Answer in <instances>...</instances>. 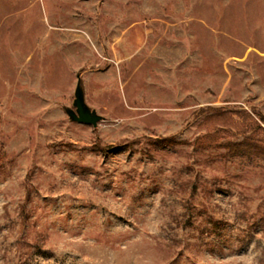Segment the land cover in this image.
I'll return each instance as SVG.
<instances>
[{"label":"rangeland","instance_id":"1","mask_svg":"<svg viewBox=\"0 0 264 264\" xmlns=\"http://www.w3.org/2000/svg\"><path fill=\"white\" fill-rule=\"evenodd\" d=\"M260 117L264 0H0V264H264Z\"/></svg>","mask_w":264,"mask_h":264},{"label":"water","instance_id":"2","mask_svg":"<svg viewBox=\"0 0 264 264\" xmlns=\"http://www.w3.org/2000/svg\"><path fill=\"white\" fill-rule=\"evenodd\" d=\"M65 114L72 122L81 123L92 127H96L97 124L102 121V117L99 116L95 110H91L85 103L80 75L77 76V84L74 91L72 108H66Z\"/></svg>","mask_w":264,"mask_h":264},{"label":"trees","instance_id":"3","mask_svg":"<svg viewBox=\"0 0 264 264\" xmlns=\"http://www.w3.org/2000/svg\"><path fill=\"white\" fill-rule=\"evenodd\" d=\"M262 124L264 125V118L260 117ZM207 141H210V137H206ZM251 139H246L240 144H235L231 147L230 153L232 154H257L260 155L258 152H256L254 149H259L258 146H255L253 143L250 141Z\"/></svg>","mask_w":264,"mask_h":264}]
</instances>
